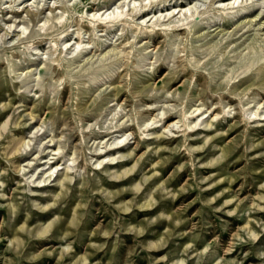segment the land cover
Returning <instances> with one entry per match:
<instances>
[{
	"label": "rangeland",
	"instance_id": "1",
	"mask_svg": "<svg viewBox=\"0 0 264 264\" xmlns=\"http://www.w3.org/2000/svg\"><path fill=\"white\" fill-rule=\"evenodd\" d=\"M263 117L264 0H2L0 264H264Z\"/></svg>",
	"mask_w": 264,
	"mask_h": 264
},
{
	"label": "bare ground",
	"instance_id": "2",
	"mask_svg": "<svg viewBox=\"0 0 264 264\" xmlns=\"http://www.w3.org/2000/svg\"><path fill=\"white\" fill-rule=\"evenodd\" d=\"M173 17V16H172ZM94 20V22L92 23L93 25H95V24H98V25H100L101 23H108V22H114V23H116V22H121L122 24L124 23V18H123V11L122 12H120V13H117V14H114V17L111 19H109V20H107V18H105V19H103V17H101V19H100V21H99V19H93ZM126 22H127V18H125V24H126ZM137 28H142V26H137ZM186 28V26H183V27H180V28H177L178 30H182V29H185ZM157 78V77H156ZM156 81V80H155ZM205 114V113H204ZM202 116H203V114H202ZM169 116H167L166 118H168ZM184 117L186 118V117H194L193 119H190L188 122H185L184 123V125H185V127L184 128H181L182 127V125L181 126H179L180 128V130L181 131H184L185 133L186 132H188L189 130H193L195 127H196V125H197V120H195V118L197 117L195 114H192V115H190V116H186V115H184ZM260 117H262V116H260ZM252 118V117H251ZM264 118V117H263ZM171 119V118H170ZM255 119H261V118H259L258 116L257 117H255ZM179 124V123H178ZM178 126V125H177ZM1 134V133H0ZM126 134V133H125ZM126 139V138H125ZM118 140V139H117ZM29 144V140H27L25 137H23V136H21V137H18V138H16V139H14L13 140V144H11V146H10V148H9V150H8V153H9V156L10 157H16L18 154H20V153H22L23 151H25V149H26V146ZM125 144H127L126 142H125V140H122V141H120L117 145H113V144H111L110 146H109V148H107V149H104V150H101L100 152H98V157L99 158H101V157H103V159L102 160H100V162H98V165H97V167H99V168H101V167H104L105 165H107V164H114V163H118L119 161H121V160H123L122 158L121 159H116L115 158V156H114V154H115V152H116V150L115 151H113L114 149H118V152L120 151V150H122V149H120L121 147H123ZM52 145V144H51ZM51 145H49V146H51ZM139 146V145H138ZM117 153V152H116ZM53 154H55V153H53ZM123 157L124 156H126V157H129V155L128 154H126V153H123V154H121ZM38 156V154L36 155V157ZM45 157V156H44ZM44 157L42 156L41 157V159H43L42 161H41V163H40V165L37 167V168H40V169H43V172H42V177H41V179L38 181H35L32 185L33 186H35V187H44V186H46V185H49V184H51V182H49V180H51V178L52 177H54V171H55V168H57V167H54L55 165H57L56 163H57V160L56 161H54V160H52V159H55L56 157H51V156H49L48 158L47 157H45V159H44ZM59 158V157H58ZM33 162H32V160H29L27 163H25V166H29V165H31ZM41 165H43V167H41ZM71 167V165H68V168H70ZM36 168V169H37ZM26 168H23V170H25ZM31 169V168H30ZM39 170V169H38ZM41 171V170H40ZM129 173V171H126L125 172V176L127 175ZM66 175H67V177L65 178V179H69V177H68V172L66 173ZM124 174H121V175H117L116 177L117 178H119V177H122ZM57 177H58V174L57 175H55V177L52 179V181L53 180H56L57 179ZM65 179H59V181H63V182H65ZM137 189H140L141 188V186L139 185V184H137ZM193 194V191H191V192H189V194H187V195H184V196H187V197H189V196H191ZM128 197V196H127ZM130 205L129 204H127V203H125L124 204V208H125V211L126 212H128L129 211V209H130ZM71 223H73L74 225H77L78 224V216H77V211L75 210V212H74V214H73V217H72V220H71ZM50 227H51V224H48V225H46V226H44L43 228H42V230H41V234H45V233H47L48 231H49V229H50ZM106 233H107V231H106ZM67 249H69V248H67ZM84 260H87V258H85L84 257Z\"/></svg>",
	"mask_w": 264,
	"mask_h": 264
},
{
	"label": "clouds",
	"instance_id": "3",
	"mask_svg": "<svg viewBox=\"0 0 264 264\" xmlns=\"http://www.w3.org/2000/svg\"><path fill=\"white\" fill-rule=\"evenodd\" d=\"M0 3H2V0H0Z\"/></svg>",
	"mask_w": 264,
	"mask_h": 264
}]
</instances>
